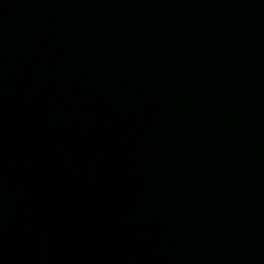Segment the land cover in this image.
Segmentation results:
<instances>
[{
	"label": "water",
	"instance_id": "1",
	"mask_svg": "<svg viewBox=\"0 0 264 264\" xmlns=\"http://www.w3.org/2000/svg\"><path fill=\"white\" fill-rule=\"evenodd\" d=\"M0 264H264V0H0Z\"/></svg>",
	"mask_w": 264,
	"mask_h": 264
}]
</instances>
